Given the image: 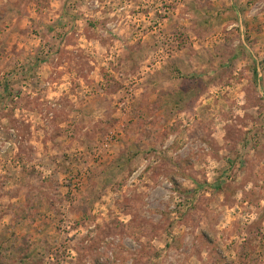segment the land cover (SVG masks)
<instances>
[{
	"label": "rangeland",
	"instance_id": "374dc122",
	"mask_svg": "<svg viewBox=\"0 0 264 264\" xmlns=\"http://www.w3.org/2000/svg\"><path fill=\"white\" fill-rule=\"evenodd\" d=\"M0 264H264V0H0Z\"/></svg>",
	"mask_w": 264,
	"mask_h": 264
}]
</instances>
